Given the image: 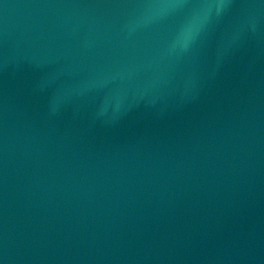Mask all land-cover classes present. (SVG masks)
<instances>
[{
  "label": "water",
  "instance_id": "1",
  "mask_svg": "<svg viewBox=\"0 0 264 264\" xmlns=\"http://www.w3.org/2000/svg\"><path fill=\"white\" fill-rule=\"evenodd\" d=\"M0 264H264V0H0Z\"/></svg>",
  "mask_w": 264,
  "mask_h": 264
}]
</instances>
